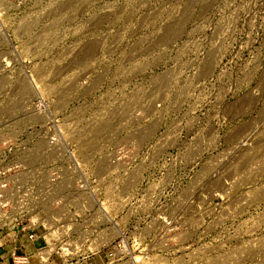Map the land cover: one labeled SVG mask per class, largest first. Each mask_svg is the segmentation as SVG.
<instances>
[{"label": "rangeland", "instance_id": "obj_1", "mask_svg": "<svg viewBox=\"0 0 264 264\" xmlns=\"http://www.w3.org/2000/svg\"><path fill=\"white\" fill-rule=\"evenodd\" d=\"M5 169L81 264H264V0H0Z\"/></svg>", "mask_w": 264, "mask_h": 264}, {"label": "built area", "instance_id": "obj_2", "mask_svg": "<svg viewBox=\"0 0 264 264\" xmlns=\"http://www.w3.org/2000/svg\"><path fill=\"white\" fill-rule=\"evenodd\" d=\"M9 171L5 169V174L0 177V231L26 233L30 242L43 238L45 244L37 249L40 264H51L56 257L62 261L53 264H81L84 260L77 258L84 255L89 259L105 252L102 244L90 243L92 238L89 236L79 237L72 234L70 228L63 230L60 226L61 222L56 218H61L62 199L57 193L63 185L60 186L57 180L46 185L41 177L13 180ZM75 242H80L83 251L75 249ZM23 262L21 260V264Z\"/></svg>", "mask_w": 264, "mask_h": 264}, {"label": "crops", "instance_id": "obj_3", "mask_svg": "<svg viewBox=\"0 0 264 264\" xmlns=\"http://www.w3.org/2000/svg\"><path fill=\"white\" fill-rule=\"evenodd\" d=\"M44 239L30 242L26 233L14 230L0 231V264H40L37 249L43 246ZM56 261L53 259L51 264Z\"/></svg>", "mask_w": 264, "mask_h": 264}]
</instances>
